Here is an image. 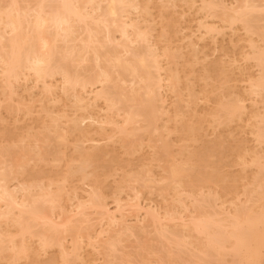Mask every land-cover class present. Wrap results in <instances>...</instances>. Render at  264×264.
Wrapping results in <instances>:
<instances>
[{
    "label": "bare ground",
    "instance_id": "6f19581e",
    "mask_svg": "<svg viewBox=\"0 0 264 264\" xmlns=\"http://www.w3.org/2000/svg\"><path fill=\"white\" fill-rule=\"evenodd\" d=\"M0 264H264V0H0Z\"/></svg>",
    "mask_w": 264,
    "mask_h": 264
},
{
    "label": "rangeland",
    "instance_id": "374dc122",
    "mask_svg": "<svg viewBox=\"0 0 264 264\" xmlns=\"http://www.w3.org/2000/svg\"><path fill=\"white\" fill-rule=\"evenodd\" d=\"M191 26H192V30H193L195 24H192ZM228 39L229 38H225L224 40L223 39H218L217 40L218 46H222V47L229 46ZM196 43H197V47L199 48V50L203 51V53H205V54H209L211 59H213V58L218 56L217 54L212 55V50H213L214 46L209 40H206V41H203V42H196ZM11 123H12V121H10V124ZM26 124H30V121H25L24 123H19L18 126H23V125H26Z\"/></svg>",
    "mask_w": 264,
    "mask_h": 264
}]
</instances>
